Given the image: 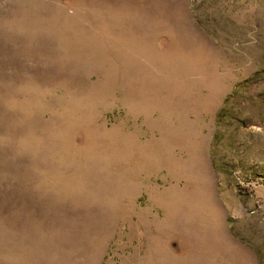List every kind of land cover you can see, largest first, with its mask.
I'll use <instances>...</instances> for the list:
<instances>
[{
	"label": "rangeland",
	"instance_id": "374dc122",
	"mask_svg": "<svg viewBox=\"0 0 264 264\" xmlns=\"http://www.w3.org/2000/svg\"><path fill=\"white\" fill-rule=\"evenodd\" d=\"M0 264H264V0H0Z\"/></svg>",
	"mask_w": 264,
	"mask_h": 264
}]
</instances>
